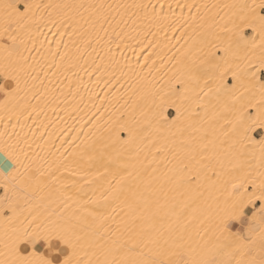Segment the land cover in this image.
<instances>
[{"label": "snow or ice", "instance_id": "obj_1", "mask_svg": "<svg viewBox=\"0 0 264 264\" xmlns=\"http://www.w3.org/2000/svg\"><path fill=\"white\" fill-rule=\"evenodd\" d=\"M113 7L103 3L0 0V53H3L0 72L15 83L11 90L0 85V110L9 121L18 115L13 100L20 91V77L28 65L24 55L27 43H35L30 33L32 26L49 22L72 25L78 23L79 17L94 28L107 22ZM115 7L141 10L142 16H137L136 11L131 15L149 29L158 20L155 6L151 12L146 4ZM226 7L237 10L230 21L232 28L228 29L235 33V39L229 37L224 46L218 34L208 31L198 42L186 40L184 58L177 61L178 75L174 74L172 94H177L175 86L179 85L181 103L198 97L203 87L197 73L202 68L218 72L222 84L223 77L231 73L236 81L232 88L234 99L241 102L235 120L229 121L231 132L243 145H258L264 160V136L257 141L252 135L257 129L264 130V83L258 80V73L264 72V15L261 14L264 0L258 5L240 3ZM48 9L57 12L56 20L52 19L51 12L45 17L44 11ZM189 22L209 30L214 26V22H206L199 15V8L197 14L186 18L185 23ZM246 29H251L250 37L245 34ZM217 47H223L226 57L231 54L233 60L239 61L235 68L228 59L221 58L224 66L217 61L214 51ZM52 55L64 59L66 54ZM251 108L257 110L254 117L249 114ZM180 115L177 107V119ZM209 123L197 122L193 113L188 112L185 128L191 134L179 142L159 137L150 139L144 146L148 153L143 160L140 155L144 148L134 147L131 130L127 140L117 141L126 146L120 151H109L113 144L106 142L81 141L68 156L61 153L49 164L46 173L50 177L49 203L44 212L35 215L29 212L31 219L21 220L19 209L20 201L32 193L19 185L10 186L6 181L5 195L0 200V223L3 224L0 264H52L35 250L22 254L19 245L27 241L34 246L40 240L48 242L54 238L71 248V254L64 257L62 264H264V169L255 174L243 170L242 153H234L237 163L230 169L235 174L229 181L231 192L217 204L215 218L201 219L203 213L194 206L202 183L215 184L212 177L221 175L213 161L223 168L215 130L210 132ZM166 152L171 153L172 167L157 176L159 169L152 165L157 163V156ZM0 153L15 169L12 153L6 149H0ZM149 153L151 160H148ZM66 172L72 178L62 180V173ZM257 202L259 207H254ZM53 204L56 207L49 211ZM249 211L251 215H247ZM232 221H243L247 227L233 232L229 228ZM194 222L198 225L190 231Z\"/></svg>", "mask_w": 264, "mask_h": 264}, {"label": "bare ground", "instance_id": "obj_2", "mask_svg": "<svg viewBox=\"0 0 264 264\" xmlns=\"http://www.w3.org/2000/svg\"><path fill=\"white\" fill-rule=\"evenodd\" d=\"M32 2L103 3L114 7L109 10L107 22L102 25L96 24L94 28L77 17L76 24L61 25L49 22L46 25H34L30 29L35 43L31 41L27 43L28 50L24 51V55L28 58V65L26 72L21 74L20 91L13 100L18 115H13L9 121L3 110H0V149H6L15 158V169H13V163L0 153V200L5 195L3 186L6 181L10 186L19 185L25 191L32 193L31 196L20 201L21 220L25 217L31 219L29 212L35 215L45 211V205L49 203L50 191L47 186L50 177L46 173L49 164L61 153L68 156L83 140H88L90 143L95 140L113 144L109 151H120L126 146L117 141L127 140L128 130H131L134 147L144 148L140 155L143 160L148 153V149L144 146L150 139L159 137L164 140L165 135L168 134L169 142L173 139L179 142L191 134V130L185 128L188 112L193 113L197 122L210 121L209 129L210 132L215 130V142L223 160V168L213 161L217 172L221 173L219 177H212L216 183L204 181L198 189L199 198L195 199L194 206L203 213L201 219L208 217L214 219L217 204L222 203L230 195L229 181H232L235 175L230 169L232 164L237 163L234 153H242L240 163L243 170H250L255 174L264 169L259 146L243 145L231 132L232 124L229 121L235 120L241 105L240 101L234 99L235 93L232 88L236 81L231 73L223 77L222 84L218 72L202 68L197 73L201 76L200 86L203 87L198 97H192L187 102L181 103L178 96L181 91L179 85L175 86L177 94H172L174 74L178 75L175 72L177 61L184 58L187 47L185 41L198 42L208 31H211L218 34L222 44L227 46L229 37L235 39V33L229 32L228 29L232 28L230 21L237 10L226 6L240 3L258 5L261 0L258 2L255 0H32ZM122 4H146L149 6V12L152 11V6H155L158 20L149 29V26L131 15L132 11H136L137 16H142L141 10L115 7ZM197 8L199 15L203 16L206 22H214L210 30L190 22L185 23L186 18L197 14ZM49 12L52 14V19L56 20L57 12L53 9L44 11L45 17L47 18ZM261 14L264 15V12ZM246 30L251 31V29ZM246 35L250 37L252 31ZM214 51L217 61L222 66L224 59H228L233 68L239 62L233 60L231 54L226 57L223 47H217ZM53 53L66 55L61 59L60 55L53 56ZM258 53L259 50L257 55ZM2 56L3 53H0V58ZM209 76L212 78L208 79ZM229 78L232 81L229 82ZM258 80L264 83L259 73ZM205 82L206 87H204ZM0 85L6 90L15 87L14 81L2 72H0ZM209 89L212 91L209 92ZM177 107L181 111L179 119H177ZM168 109L173 111L171 116L167 114ZM256 112L255 108L249 109V114L253 117ZM182 121L183 127H179ZM165 122L169 124L168 128H165ZM188 130L190 132H187ZM5 132L7 134H3ZM172 133L175 135H171ZM225 133L228 135H224ZM252 135L258 141L264 136V130L259 137ZM165 154L161 153L157 156L155 158L157 163L152 165V168L159 169L157 176L168 172L172 167L169 164L172 159L171 153ZM151 159L149 153L148 160ZM164 164L169 167L163 168ZM148 171L151 172V168ZM5 172L9 173L7 177ZM41 173L45 175L42 176ZM169 175L171 176L172 173ZM71 178L70 173H62V180ZM209 187L212 190L207 193L206 189ZM257 204L254 207H259L258 202ZM55 207L53 204L48 210L51 211ZM247 215H251V211ZM235 222L242 224L243 221ZM197 225L198 222H194L190 226V231H194ZM230 230L238 231L231 228ZM2 232L3 224L0 223V234ZM19 248L24 255L35 250L50 259L52 264H62L64 257L71 254V248L59 238L48 242L40 240L34 246L25 241L21 242Z\"/></svg>", "mask_w": 264, "mask_h": 264}, {"label": "crops", "instance_id": "obj_3", "mask_svg": "<svg viewBox=\"0 0 264 264\" xmlns=\"http://www.w3.org/2000/svg\"><path fill=\"white\" fill-rule=\"evenodd\" d=\"M262 12H264V10H262ZM249 33H250V31H246L245 32V34H249ZM259 76H260L261 79H264V72L259 73ZM228 81L230 82L231 79L229 78ZM167 114L169 116H171L173 114V111L171 109H168L167 110ZM253 134H254L255 137H259V136L262 135V130L261 129H257ZM256 205H258V204H256ZM229 226H230V228L232 230H237L238 229V231L241 230L242 228H246V224L245 223L242 222V224H239L238 222H235V221L230 222Z\"/></svg>", "mask_w": 264, "mask_h": 264}, {"label": "rangeland", "instance_id": "obj_4", "mask_svg": "<svg viewBox=\"0 0 264 264\" xmlns=\"http://www.w3.org/2000/svg\"><path fill=\"white\" fill-rule=\"evenodd\" d=\"M259 0H255V2H258ZM259 3H261V2H259ZM246 31H250V30H245V32ZM250 33H251V31H250ZM253 70H255V69H253ZM231 79V78H230ZM231 81H232V79H231ZM2 94H0V96H1ZM167 124V125H166ZM164 125L166 126L165 128H168L167 126H169V124L167 123V122H165L164 123ZM185 125H186V123H185ZM183 127V121L182 122H180L179 123V127ZM166 130V129H165ZM166 131H168V129L166 130ZM180 131V130H179ZM187 132H190V130H188ZM165 138H167L168 139V134H167V136L165 135ZM169 153H167L166 152V154L165 155H168ZM167 167H169L168 165H163V168H167ZM212 190V188L211 187H209V188H207L206 189V192L208 193L209 191H211ZM199 191V190H198ZM200 193V192H199ZM196 198H199V195L196 197ZM216 204V203H215Z\"/></svg>", "mask_w": 264, "mask_h": 264}]
</instances>
